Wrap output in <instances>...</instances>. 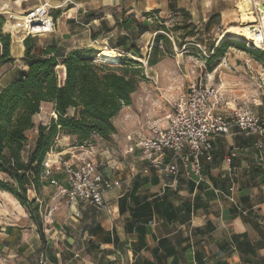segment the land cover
I'll use <instances>...</instances> for the list:
<instances>
[{
  "label": "crops",
  "instance_id": "crops-1",
  "mask_svg": "<svg viewBox=\"0 0 264 264\" xmlns=\"http://www.w3.org/2000/svg\"><path fill=\"white\" fill-rule=\"evenodd\" d=\"M240 1L0 0V22L6 20L5 27L18 33L21 25L14 23L47 3L54 21L48 38L62 52L109 48L133 57L136 46L149 43L159 16L184 10L200 22L218 11L222 19L233 20L231 8L238 10ZM24 51L23 39L11 37L14 62L0 67V89L27 69ZM59 69L64 72L63 67ZM254 101L249 111L264 126V100ZM49 105L50 116L55 117ZM236 107L225 99L219 111ZM49 119L42 112L33 117L35 125ZM113 125L116 130L109 137L93 135L82 145L76 136L61 134L46 156L72 163L90 157L100 164V173L118 180L104 193V208L69 202L57 196L47 181L37 191H27V196L32 195L28 199L40 204L37 222L15 196L0 190V213L8 212L6 202L18 212L12 223L0 227V264H41L43 258L45 264H264V135L245 134L233 127L214 138L212 159L202 160L200 179L181 174L173 182L153 168L142 173L147 163L140 150L130 151L134 142L127 143ZM36 134V128L27 132L29 148ZM51 171L52 178L66 185L62 170L53 167ZM28 238L36 243L29 252L34 258L26 260V254L14 252L4 255L18 246L23 253L19 243L26 244Z\"/></svg>",
  "mask_w": 264,
  "mask_h": 264
},
{
  "label": "trees",
  "instance_id": "trees-1",
  "mask_svg": "<svg viewBox=\"0 0 264 264\" xmlns=\"http://www.w3.org/2000/svg\"><path fill=\"white\" fill-rule=\"evenodd\" d=\"M183 22L191 15L179 10ZM182 22V23H183ZM174 26L180 29L183 24ZM0 22V26H1ZM214 24L210 18L205 24L209 31ZM163 30H168L162 26ZM171 30V29H169ZM184 35V34H183ZM157 35L155 42L163 40ZM10 35L0 32V67L13 63L10 54ZM234 46L264 59L258 49H247L241 42L221 41L206 62L209 63L224 52L226 47ZM25 47L23 62L27 69L22 75L0 89V190L15 196L26 207L31 217L39 222V207L35 200H29L27 191H37L43 182L47 153L53 148L61 134L76 136L77 144L91 140L93 135L107 138L115 132L113 117L123 106L130 105L131 94L137 82L127 69L121 72L108 66L109 60L98 58L100 53L93 48H80L64 53L52 40L46 45H38L37 37L28 36L23 40ZM158 49H155L154 55ZM156 59H148L153 65ZM64 68L63 75L58 73ZM52 104L51 116L46 123L35 125L33 117L45 104ZM73 110L72 114L69 111ZM37 131L32 148L28 146L27 132Z\"/></svg>",
  "mask_w": 264,
  "mask_h": 264
},
{
  "label": "rangeland",
  "instance_id": "rangeland-1",
  "mask_svg": "<svg viewBox=\"0 0 264 264\" xmlns=\"http://www.w3.org/2000/svg\"><path fill=\"white\" fill-rule=\"evenodd\" d=\"M258 1L264 4L263 0ZM231 9L233 20L222 19L218 11L209 13V18L200 22H196L192 18L183 22L184 17L180 12L159 16L153 23L155 26L152 28L155 33H151L149 43L142 41L139 46H136L138 52L131 54L133 57L127 53V55L124 54L119 57L118 60L108 63L109 67L118 72L124 68L128 70L129 74L133 73L132 70L137 71L133 74L137 86L131 94L130 105L123 106L112 119L118 133L124 136L127 143L130 144L141 137L148 136L154 129L166 124L171 111L172 100L184 93L190 82L209 84L220 89L224 97L227 96L223 99L232 101L236 106H239L237 108L251 110L250 106L254 104L255 98L264 100V59H258L252 53L246 52L231 43L216 59L209 63L206 62V58L213 54V50L218 46L222 32L229 25L240 24L237 8L233 6ZM260 14L261 12L255 13V18L258 21ZM210 18L213 19L214 23L218 21V24H214L207 31L205 24ZM23 22L24 18L22 17L14 23L21 26L18 27V33H13L8 27H5V20L0 26V32L8 33L12 38L17 36L24 39L26 38L24 37L26 30ZM181 23L184 27L177 30L173 29L175 25ZM162 26H166L168 30H163ZM12 29L14 30L16 27H12ZM157 35L163 36V40L160 39L155 42ZM225 40L241 42L247 49H253L241 40L225 38L222 41ZM50 41L51 38L46 35L37 36L38 45H46ZM155 49L158 51L154 55ZM258 50L264 53V49ZM149 58H155L156 63L149 65L147 62ZM58 73L60 76L63 75L61 69H58ZM40 112L46 118L51 117V106L49 104L43 105ZM72 113L69 112V114ZM0 177L7 179L3 175ZM28 196L31 197V193ZM38 207L41 217L39 203ZM5 210L8 212L0 213V227L12 223L14 217L18 216V212L14 211L8 202H6ZM42 212L44 214V211ZM27 240L26 244L19 243L20 246H24L23 253L19 251L18 246L10 252L4 253V255L14 252L21 256L26 254V260L34 258L29 255V252L30 247L35 248L36 243L31 238Z\"/></svg>",
  "mask_w": 264,
  "mask_h": 264
},
{
  "label": "built area",
  "instance_id": "built-area-1",
  "mask_svg": "<svg viewBox=\"0 0 264 264\" xmlns=\"http://www.w3.org/2000/svg\"><path fill=\"white\" fill-rule=\"evenodd\" d=\"M259 3L258 0H248L249 11L253 15L260 12ZM50 9L49 4L43 3L25 14L24 37L53 33ZM123 55L119 54L120 57ZM223 97V92L212 85L190 82L186 91L172 100L166 124L130 146V151L140 150L141 158L147 163L142 173L153 168L173 182L181 174L200 179L202 160L212 159L216 136L228 134L233 127L245 134L264 135L263 121L255 113L237 107L229 112L219 111ZM167 155L170 156L169 161H166ZM43 166V178L56 188L57 196L65 197L69 202L90 203L104 208V193L119 183L100 173V164L90 157H83L77 163L63 158L54 161L47 158ZM53 167L64 172L66 185L51 177ZM41 264H45V258Z\"/></svg>",
  "mask_w": 264,
  "mask_h": 264
},
{
  "label": "bare ground",
  "instance_id": "bare-ground-1",
  "mask_svg": "<svg viewBox=\"0 0 264 264\" xmlns=\"http://www.w3.org/2000/svg\"><path fill=\"white\" fill-rule=\"evenodd\" d=\"M260 12L258 21L256 16L249 11L248 0H241L238 10L240 24L229 25L222 32L219 40L232 38L246 42L249 48L264 49V4L261 6ZM119 57L115 50L109 48H102L98 55V58L109 61H116Z\"/></svg>",
  "mask_w": 264,
  "mask_h": 264
},
{
  "label": "water",
  "instance_id": "water-1",
  "mask_svg": "<svg viewBox=\"0 0 264 264\" xmlns=\"http://www.w3.org/2000/svg\"><path fill=\"white\" fill-rule=\"evenodd\" d=\"M24 39H25V38H24ZM24 39H23V40H24ZM223 39H225V38H223ZM223 39L218 40V42L220 43ZM253 49H254V48H253Z\"/></svg>",
  "mask_w": 264,
  "mask_h": 264
}]
</instances>
